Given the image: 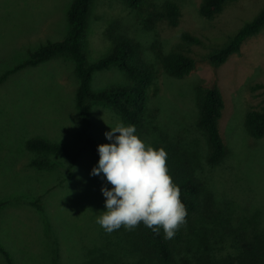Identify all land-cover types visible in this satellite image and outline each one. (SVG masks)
Masks as SVG:
<instances>
[{
  "label": "rangeland",
  "instance_id": "1",
  "mask_svg": "<svg viewBox=\"0 0 264 264\" xmlns=\"http://www.w3.org/2000/svg\"><path fill=\"white\" fill-rule=\"evenodd\" d=\"M72 1L0 0V76L24 62L30 52L65 38ZM202 1L143 0L133 13L123 6V0H93L83 53L88 64L110 54L107 32L120 21V30L139 42L147 61L152 62L154 51L190 56L194 69L184 79L169 78L157 68L155 84L149 89L148 112L155 125L169 134L179 127L191 135L200 133L194 87L216 84L224 101L219 131L229 154L212 174L218 173L222 191L232 188L233 196L225 193L239 207L253 205L264 215V138L251 139L243 126L248 110L264 106V28L247 38L224 64L214 66L209 61L213 51L256 18L264 9V0L229 2L211 19L199 13ZM167 3L179 9L175 27L159 17ZM182 34L199 43L183 41ZM128 84L124 73L111 67L93 74L91 91ZM76 87L74 63L62 56L19 70L0 84V202H4L0 246L13 264H51L55 251L60 264H82L93 248L102 246L103 228L96 218L106 211L100 189L107 182L90 176L99 159L84 150L71 166L63 157L49 155L52 165L48 170L37 169L30 164L40 155L25 148L27 140L40 138L62 143L73 152L79 149L82 137L74 103ZM117 122L121 121L113 111L96 105L89 135L99 145L110 143L104 133ZM141 140L149 145V140ZM70 171L74 176L63 180ZM39 197L37 208L31 203ZM0 264H7L1 253Z\"/></svg>",
  "mask_w": 264,
  "mask_h": 264
},
{
  "label": "trees",
  "instance_id": "2",
  "mask_svg": "<svg viewBox=\"0 0 264 264\" xmlns=\"http://www.w3.org/2000/svg\"><path fill=\"white\" fill-rule=\"evenodd\" d=\"M143 0H123V6L136 13ZM236 0H203L199 13L211 19L221 13L223 7ZM93 0H73L68 12V31L65 38L48 42L30 52L28 58L0 76L5 79L24 68L35 67L55 57H66L73 61L77 77L74 103L79 119L81 146L75 152L62 143L49 142L40 138L25 142L26 150L40 155L31 161V166L46 169L52 165L49 155H57L74 166L82 151L87 150L99 159V143L89 135L91 111L102 105L113 111L121 122L134 125L136 135L154 149H163L167 154L166 167L180 191L179 199L185 206V223L176 230L174 237L166 238L161 228L159 233L140 222L131 230L121 226L111 233L103 229L102 246L93 248L82 264H264V215L259 207H239L231 196V189L222 191L221 182L212 174L226 161L229 148L219 131V119L224 101L216 84L197 85L195 88L200 131L193 132L179 127L172 134L156 126L148 112L149 89L154 86L157 68L175 80L187 77L194 69V60L184 52L171 51L163 54L154 51L152 62L147 61L139 42L129 38L118 27L110 26L107 37L111 42V53L93 64H88L83 53V41L87 33V19ZM175 27L179 9L167 3L159 16ZM145 28L149 29L147 25ZM264 28V9L254 20L245 24L223 46L209 56L214 66L224 64L230 56L240 51L244 41L260 33ZM183 41L198 44L197 38L182 34ZM117 67L130 84L112 87L100 92L91 91L93 74ZM258 86L257 88H259ZM243 126L253 140L264 138V106L251 108L244 116ZM156 122V120H155ZM235 172V169H233ZM234 181H235V174ZM68 173L63 180H70ZM223 184V183H222ZM234 185V184H233ZM232 195V194H231ZM233 196V195H232ZM37 198L31 204L40 208ZM4 202H0V209ZM155 227V226H154ZM0 253L7 264H13L8 253L0 246ZM55 251L51 264H60Z\"/></svg>",
  "mask_w": 264,
  "mask_h": 264
},
{
  "label": "clouds",
  "instance_id": "3",
  "mask_svg": "<svg viewBox=\"0 0 264 264\" xmlns=\"http://www.w3.org/2000/svg\"><path fill=\"white\" fill-rule=\"evenodd\" d=\"M109 128L104 136L110 143L97 146L99 160L90 172L107 182L100 189L106 211L96 223L111 233L143 222L157 233L162 228L171 239L186 222L187 212L179 188L168 175L166 152L142 142L134 125L117 122Z\"/></svg>",
  "mask_w": 264,
  "mask_h": 264
}]
</instances>
